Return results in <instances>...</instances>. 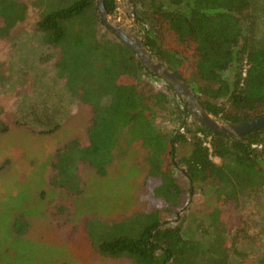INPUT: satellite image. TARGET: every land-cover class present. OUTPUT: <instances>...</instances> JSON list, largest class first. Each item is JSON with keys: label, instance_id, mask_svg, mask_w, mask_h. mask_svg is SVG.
Returning a JSON list of instances; mask_svg holds the SVG:
<instances>
[{"label": "trees", "instance_id": "16d2710c", "mask_svg": "<svg viewBox=\"0 0 264 264\" xmlns=\"http://www.w3.org/2000/svg\"><path fill=\"white\" fill-rule=\"evenodd\" d=\"M38 1L45 9L31 36L39 41L34 50L37 58L19 51L23 49L18 45L27 46L30 39L16 46L25 66L18 70L20 80L15 83H31L27 90L20 89L23 95L33 93L21 105L17 122L36 134L50 135L57 132L75 100L91 108L88 145L81 146L75 139L57 151L52 164L56 174L50 184L66 187L84 164L105 177L115 158L137 142L145 150L149 167L144 188L153 204L146 211L112 220L90 217L76 225L86 229L92 250L129 264H264V253L250 258L228 244L227 221H221L217 208L209 214L208 226L201 223L196 228L201 239L187 237L183 231L186 212L180 214L179 209L190 190L175 177L181 172L191 196L207 194V190L216 202L223 200L239 209L250 196L264 209L260 197L264 128L233 138L213 133L192 116L168 82L146 70L135 52L104 25L96 0ZM130 2L145 45L190 83L208 112L231 122L264 116V36H260L264 0ZM104 4L107 13L115 15L116 0H104ZM27 11L20 0H0V39L26 19ZM43 47L51 53L53 47L57 49V57L52 60ZM19 53L12 55L14 69L21 60ZM148 77L161 81L162 88L143 91L141 81ZM170 100L176 104L168 110L165 105ZM155 107L169 113L172 132L157 126ZM1 113L0 108V118ZM8 131L0 123V134ZM29 228L24 215H17L0 250L24 251L26 247L11 246V242L25 240Z\"/></svg>", "mask_w": 264, "mask_h": 264}, {"label": "rangeland", "instance_id": "374dc122", "mask_svg": "<svg viewBox=\"0 0 264 264\" xmlns=\"http://www.w3.org/2000/svg\"><path fill=\"white\" fill-rule=\"evenodd\" d=\"M20 1L28 7L26 19L11 30L8 38L0 39V108L3 111L7 104L10 105L11 99L16 104L14 114L3 112V118H0V123L11 127L8 133L0 134V164L3 161L8 163L4 170L0 166V245L1 242L3 245L7 242L9 226L14 223L17 215L23 214L31 228L25 240L16 238L14 245L11 242V246L23 245L26 249L0 250V264H37L36 260L40 264H129L127 260L100 257L92 250V243L86 238V229L76 225L96 216L106 220L131 216L138 211H146L153 204L147 198L144 188L149 170L145 150L139 142L134 143L126 153L115 158L105 177L99 176L95 169L82 163L84 165L77 169L76 178L66 182V187L50 184L56 174L52 164L57 152L52 148L56 145L64 147L75 139L81 146L88 145L91 108L75 100L68 107L69 113L63 117L57 132L50 135L36 134L31 128L18 124L21 105L28 103L33 93L23 95L21 92L22 88H30L31 83H15L20 80L18 70L25 64L21 58L23 55L16 52L19 49L15 48L13 42L17 46V42L30 39L27 46L25 43L18 45V48L23 49L19 51H26L37 58L34 50L39 46V41L31 36L36 33L41 13L45 9L38 0ZM121 18L122 14L117 15V19ZM125 21L126 24H132L133 20L128 17ZM138 25L136 33L142 35L141 26ZM260 31V36H264V19ZM53 48L54 53L44 48V54H52V60L58 52ZM18 53L21 60L14 69L12 55ZM160 82L145 78L141 81V89L146 93L151 90L157 92L162 88ZM170 104L174 107L176 103L170 100L165 108L169 110ZM183 105L180 101V108ZM152 112L161 130L173 131L174 124L169 113L157 107ZM180 173L178 171L175 174L176 180L188 192L190 190L186 194V203L179 209L180 214L186 212L183 231L187 237L201 239L202 234L197 233L196 228L201 223L208 226L209 214L217 208L222 212L221 221H227L225 237L229 245L233 244L239 252L246 253L250 258L264 253V209L255 203L256 199L248 196L245 198V207L239 209L225 205L223 200L216 202L214 194L207 190V194L196 193L191 196L190 185ZM61 178L59 181L62 183ZM260 197L264 200V191ZM219 223L217 217L216 224ZM257 236L260 240H257Z\"/></svg>", "mask_w": 264, "mask_h": 264}, {"label": "water", "instance_id": "95a60500", "mask_svg": "<svg viewBox=\"0 0 264 264\" xmlns=\"http://www.w3.org/2000/svg\"><path fill=\"white\" fill-rule=\"evenodd\" d=\"M96 3L104 25L135 52L146 70L173 87L176 94L183 98V103H187L188 111L198 122L213 133L228 138L239 137L264 128V116L251 121L231 122L222 120L208 112L200 103L190 83L178 72L158 60L145 45L142 35L136 33L139 25L130 0H116L117 10L112 16L107 13L104 0H96ZM120 14H122V18L117 19V15ZM128 17L133 20L132 24H126L125 19Z\"/></svg>", "mask_w": 264, "mask_h": 264}, {"label": "crops", "instance_id": "0c3cea01", "mask_svg": "<svg viewBox=\"0 0 264 264\" xmlns=\"http://www.w3.org/2000/svg\"><path fill=\"white\" fill-rule=\"evenodd\" d=\"M6 38V37H5ZM8 38V37H7ZM17 44H18V42H17ZM13 45L15 46V48H16V45H15V43L13 42ZM14 99V98H13ZM16 111V104H15V101L14 100H12L11 99V101H10V105L8 106V104H7V106H6V108H4V110L2 111V113H1V118H3V112H5V113H13L14 114V112ZM20 114V113H19ZM31 116L32 117H34L35 118V115H34V113H32L31 114ZM3 121H5V123H7L6 122V120L4 119ZM11 125H15L14 123H11ZM8 126V125H7ZM11 129V127H9V130ZM35 135V134H34ZM62 148V146H58V145H56L55 147H53L52 148V150H55L56 152L59 150V149H61ZM7 161H3L1 164H0V166H3V170L5 169V167L4 166H7ZM2 170V171H3ZM52 180H50V182H51Z\"/></svg>", "mask_w": 264, "mask_h": 264}]
</instances>
